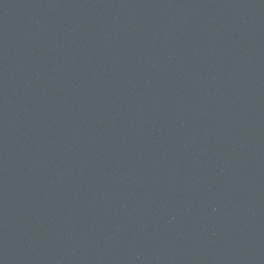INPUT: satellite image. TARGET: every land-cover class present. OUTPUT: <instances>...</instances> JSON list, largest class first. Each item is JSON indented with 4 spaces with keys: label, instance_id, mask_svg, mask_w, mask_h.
<instances>
[{
    "label": "water",
    "instance_id": "water-1",
    "mask_svg": "<svg viewBox=\"0 0 264 264\" xmlns=\"http://www.w3.org/2000/svg\"><path fill=\"white\" fill-rule=\"evenodd\" d=\"M0 264H264V0H0Z\"/></svg>",
    "mask_w": 264,
    "mask_h": 264
}]
</instances>
